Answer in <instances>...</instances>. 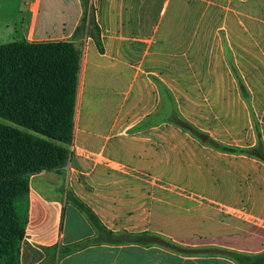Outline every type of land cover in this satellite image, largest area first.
<instances>
[{"label": "crops", "instance_id": "obj_1", "mask_svg": "<svg viewBox=\"0 0 264 264\" xmlns=\"http://www.w3.org/2000/svg\"><path fill=\"white\" fill-rule=\"evenodd\" d=\"M91 1L100 48L88 20L73 37L79 3L43 21L41 0L0 12V44L46 42L43 27L61 26L51 41L80 51L72 154L30 177L20 264H239L228 253H264V161L247 153L264 148V0ZM68 191L108 231L166 242L92 243L98 232Z\"/></svg>", "mask_w": 264, "mask_h": 264}, {"label": "trees", "instance_id": "obj_2", "mask_svg": "<svg viewBox=\"0 0 264 264\" xmlns=\"http://www.w3.org/2000/svg\"><path fill=\"white\" fill-rule=\"evenodd\" d=\"M88 2L82 0L84 17L73 37L83 32L88 20V34L100 48V34L94 25L93 13L88 17L87 12L89 7L93 12V5ZM79 61L80 51L74 42L15 40L0 44V264H20L27 210L19 214L18 204L27 203L30 177L42 171L61 169L72 154L69 146ZM171 121L217 147L175 115ZM247 153L264 161V148L260 144ZM67 200L85 213L96 228L98 237L92 243L166 242L146 234H114L70 191ZM228 255L239 264H264V253L248 256L230 252Z\"/></svg>", "mask_w": 264, "mask_h": 264}, {"label": "rangeland", "instance_id": "obj_3", "mask_svg": "<svg viewBox=\"0 0 264 264\" xmlns=\"http://www.w3.org/2000/svg\"><path fill=\"white\" fill-rule=\"evenodd\" d=\"M24 3L26 0H22ZM89 2V5L93 4V2L90 0H88ZM79 3L78 5H80L83 9V11H85V7L82 3V0H41V3H40V8H39V11H40V20H46V17L49 13H51L53 16L57 15V14H60L63 12V7L66 6V8H70V13L72 12V7H74V4L76 3ZM5 5H6V0H0V12L3 11V9L5 8ZM10 5V4H9ZM14 3H11V6H13ZM77 5V4H76ZM37 5L36 3L33 4V7L31 8V10L33 12H37ZM28 10H30V8H27ZM26 9L23 10V12L25 11H28ZM30 10V11H31ZM87 12H88V17H91L92 16V10L89 8H87ZM73 18V15H70V19ZM72 21V20H71ZM39 30H40V27H38ZM56 30H55V35H50V36H46L47 33H46V26L43 27V30H42V34L44 35V40L47 42V41H51V39H54L57 35V31L59 30V28L61 29L62 27H55ZM83 32L81 33L82 35L85 34V25L83 27ZM27 210V203H25V201H23V203H19L18 204V213L21 214L23 213L24 211Z\"/></svg>", "mask_w": 264, "mask_h": 264}]
</instances>
